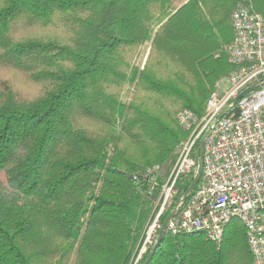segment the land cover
I'll use <instances>...</instances> for the list:
<instances>
[{
	"label": "trees",
	"instance_id": "obj_1",
	"mask_svg": "<svg viewBox=\"0 0 264 264\" xmlns=\"http://www.w3.org/2000/svg\"><path fill=\"white\" fill-rule=\"evenodd\" d=\"M238 5L264 19V0H0V264H145L162 186L189 136L179 114L202 116L235 69ZM194 175L180 178L177 200ZM148 264L253 256L233 219L220 245L167 230Z\"/></svg>",
	"mask_w": 264,
	"mask_h": 264
},
{
	"label": "built area",
	"instance_id": "obj_2",
	"mask_svg": "<svg viewBox=\"0 0 264 264\" xmlns=\"http://www.w3.org/2000/svg\"><path fill=\"white\" fill-rule=\"evenodd\" d=\"M233 23L235 37L227 51L235 69L215 84L202 116L189 109L179 114L189 136L162 186L161 207L138 259L155 244L162 227L160 216L175 203L176 215L168 225L174 235L201 231L220 245L226 227L238 219L253 264H264V19L238 5ZM202 140L204 169L199 185L186 199L184 195L177 200L180 178L196 173L198 161L192 154ZM160 170L154 165L147 173ZM157 185L155 180L151 192Z\"/></svg>",
	"mask_w": 264,
	"mask_h": 264
},
{
	"label": "water",
	"instance_id": "obj_3",
	"mask_svg": "<svg viewBox=\"0 0 264 264\" xmlns=\"http://www.w3.org/2000/svg\"><path fill=\"white\" fill-rule=\"evenodd\" d=\"M254 89H255V86L254 87H250L244 93H242V95H244L247 92H251ZM223 115L224 114H221L218 117V119L220 117H222ZM204 152H205V149H204V140H202L201 143H200V154H199V159H198V165H197L196 173H195V176L193 178V181H192L190 187L188 188V191L185 194V199L187 198V195H189L194 190V188L196 187V185L199 183V181L201 179V176H202V173H203V169H204V160H203ZM175 215H176V210L174 209L172 211V213L168 216L167 220L162 225L161 230L159 231L158 236L156 238V242H155L154 246L152 247L151 252L148 255L147 260L145 261V264H148L149 263V261H150L151 257L153 256L154 252L157 250V248L161 244L162 239H163L165 233L168 230V225H169L170 221L173 219V217Z\"/></svg>",
	"mask_w": 264,
	"mask_h": 264
},
{
	"label": "rangeland",
	"instance_id": "obj_4",
	"mask_svg": "<svg viewBox=\"0 0 264 264\" xmlns=\"http://www.w3.org/2000/svg\"><path fill=\"white\" fill-rule=\"evenodd\" d=\"M147 48H148L147 46L143 48V45H142L141 49L139 50L138 54L135 55V58H134V60H133V62H134L135 65L140 66V67H143V58L146 57L145 51H146ZM144 59H145V58H144ZM23 84H24V82H23V80H22V78H21V79L19 80V84H18V85H23ZM24 85L26 86V85H30V84L27 83V82H25ZM40 85H42V84H40ZM34 86L37 87V85H34ZM42 86H43V85H42ZM28 88H29V87H28ZM37 88H38V87H37ZM132 88H133V87H130L129 84H126V86L123 88V91H122V93H121V95H120V98H121L123 101H125V102H129V101L131 100V98H132V94L134 93V91L132 90ZM32 91H33V90H32ZM24 94H26V93H25V90H24ZM27 95H28L29 97H33V96L35 95V92H33V93H31V94L27 93ZM184 142H185V141H184ZM194 176H195V175H194ZM171 206H172V205H170L169 207H167V209L170 208ZM66 248H68V245L65 246L64 249H66ZM138 257H139V256H138ZM54 264H59V261H58L57 258L55 259Z\"/></svg>",
	"mask_w": 264,
	"mask_h": 264
}]
</instances>
